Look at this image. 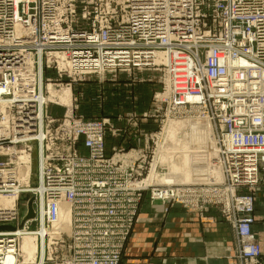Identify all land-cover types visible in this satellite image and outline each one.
<instances>
[{
  "label": "built area",
  "instance_id": "1",
  "mask_svg": "<svg viewBox=\"0 0 264 264\" xmlns=\"http://www.w3.org/2000/svg\"><path fill=\"white\" fill-rule=\"evenodd\" d=\"M210 16L215 29L202 28ZM133 68L164 71L165 96L158 101L207 119L223 185L264 183V0H0V264H120L146 196L194 204L191 184L151 178L167 170L156 164L158 149L172 147V137L159 144L166 124L155 133L154 149L115 145L108 155L107 135L126 132L114 118L84 119L77 103L63 116L49 113L54 104L66 106L50 98L61 80L49 78V70L78 82ZM193 108L199 116L190 114ZM116 118L128 124L132 115ZM25 168L34 173L29 181L19 174ZM24 193L32 197L23 213ZM224 193L237 215L240 254L259 257L254 194ZM9 196L13 205L2 204ZM213 198L221 199L220 192ZM31 199L34 217L25 220ZM64 206L70 231L46 233L45 248L24 256L21 229L35 231L28 225L35 221L37 228L54 226Z\"/></svg>",
  "mask_w": 264,
  "mask_h": 264
},
{
  "label": "rangeland",
  "instance_id": "2",
  "mask_svg": "<svg viewBox=\"0 0 264 264\" xmlns=\"http://www.w3.org/2000/svg\"><path fill=\"white\" fill-rule=\"evenodd\" d=\"M214 15V14H213ZM217 22L213 21V17L210 16L209 20L206 22V24L202 27V28H206L207 25H210L213 29H215ZM120 74H128L130 81L132 82V79L135 80L137 79V82H141V83H148V84H152L153 86L150 87H146L148 88L150 91L153 92V96H151L152 98L149 101V104L151 105V107H149V104L143 106L140 110H130V109H123L121 110L120 108H114L115 105H118V101H120V98H118L117 96H113L111 94H108V90L106 91L105 87L101 88V86H105L104 84H106V87H112V85L108 84L107 82H109L107 79L109 78H117L118 76H120ZM47 76H49V78H55L58 80H61V82L59 83L60 87H65V89L63 91H58L60 89V87L57 88V86L55 87L56 89H54L51 86V94L52 96H59L61 102H63V104H65L66 106H60V105H52L49 108V113L54 116H63L65 114V112L69 109L67 106H70L72 103L73 104H78V109L76 110V115H79L81 117H84V119H91V118H95V119H101L104 117H109L112 118L114 117L116 114L119 115V113H123L124 112L127 115H132V120L130 121V123H128L130 125V128L135 127L136 125H143V124H149V128L153 129V130H143V137L144 139L141 140L143 141V147H149V149H154L155 147V141H156V134H159L161 132V128L163 129L164 124L166 122L167 116H170L172 118L176 117V121L177 124L175 126V130L172 134H170V136H167L168 130H166L164 133L162 132V134L160 135V139L161 141L159 142V144H161L162 146H166L167 144H169L171 142V137L173 138V141L170 143V145L172 147H165L162 151V147H160L157 151V153H159L161 158H158L156 160V164L157 161H160L159 163L161 164V166L166 165L167 166V170L166 171H162L161 168L156 169V171H159L157 174L152 173L151 175H153V177H157V179L166 177V176H171V171L173 170V164L175 163L177 157L180 155L183 158L185 157V164L187 166H190V170L192 171L191 173H194L190 179V181L187 182V185L190 186V184L194 187L195 191L192 192L191 196L192 199L195 201L194 204H192V206L190 207H184L180 204H175L173 203L172 205H165L166 207H171L174 205H180L184 208H186L187 210H191V211H199L200 213L203 212H207L209 211L211 208H217L221 215L223 216L225 221H228L231 226L234 228V230L236 231L237 234V238H238V232H237V215L228 208L226 202H227V198L225 197V195L227 193H224V191H234L236 197H243V196H248L249 194L253 193L255 196V200H254V207L256 204V196L258 191L262 188V186H264V183H261L259 186L257 187H243V186H234V188H229V184L226 183L225 185H223V181L226 180L225 177L222 176V172L220 174L221 177H216L214 170H218V167L216 166V162L212 161L215 160V149L216 147L213 148H208L209 145L211 144H215L214 141V134L213 135H209L208 134V125H206L204 122V120L207 119H199L196 117H192L189 118L188 115L183 114L184 110H182V108H176L171 109L168 106V101L162 102V101H158L157 99V95L158 94H162L165 90V85H166V81H165V74L164 71H160V70H145V69H138V68H133L131 71H114V73H93V74H87L83 76V80H80L78 82H73L72 79H70L69 77L62 76V77H57L58 75H56L55 72H52L51 70H49V72L47 73ZM126 77V76H125ZM124 77V78H125ZM122 78V77H121ZM119 80V79H118ZM127 80V79H126ZM71 82V85H68V83ZM128 82V80H127ZM126 82V83H127ZM50 83V82H49ZM68 87V88H66ZM58 89V90H57ZM72 93H71V91ZM82 92V94H81ZM67 95V98H66ZM107 95L109 97H107ZM163 95V94H162ZM165 95H163L164 97ZM72 97H73V101H72ZM66 99V100H65ZM82 103V104H81ZM148 103V102H147ZM120 104V103H119ZM148 108V109H147ZM171 110H170V109ZM146 109V110H143ZM114 111L113 114H110V116H106L109 115L110 112ZM143 111V112H142ZM197 110L193 108V110L190 112V114L192 116H199L200 114L198 112H196ZM117 115L114 117L116 118ZM129 118V117H128ZM180 121V122H179ZM116 123V122H115ZM156 125V129L155 126ZM133 126V127H132ZM207 126V129L205 130ZM212 128V126H211ZM134 129V128H133ZM146 129V128H145ZM213 130V128H212ZM160 131V132H159ZM127 132V131H126ZM126 132H120L119 135H114L112 133H109L106 137V143L107 146L108 144L114 143L111 142V140H118V144H116V146H120L123 143H127V149H129L128 147L131 146L132 143H135L133 140L131 141L132 138V134H127ZM125 134H127L128 136H126ZM164 136L167 137V140L164 141ZM140 139V137H138ZM126 139V140H124ZM110 140V142H108ZM121 140V142H120ZM214 141V142H213ZM134 144L131 146L133 147ZM188 146V148H187ZM156 153V154H157ZM107 154H108V150H107ZM109 155V154H108ZM112 155V153H111ZM152 156V153H150V158ZM29 160H30V164L34 165L33 171L34 173L37 172V165H35V160L33 158V155L30 154L29 155ZM190 161L189 164H187ZM2 165H7V164H2ZM210 165V169L209 166ZM218 165V164H217ZM7 167V166H6ZM5 167V168H6ZM200 167L202 168V170L206 169L207 172L205 179L201 178V179H197L196 174L197 171L200 169ZM23 171H25L23 173V175L27 176V174H31V179L34 177V173L32 171H27V168H25ZM7 174V173H6ZM10 175V174H9ZM182 171L179 172V176H182ZM21 176V175H20ZM213 178V179H212ZM30 179V180H31ZM209 179V182L207 183V180ZM212 179V180H211ZM28 181V180H26ZM163 182V181H162ZM222 184V185H220ZM203 189H205L206 193H201L200 190L203 191ZM218 192H220V198H213V197H218ZM188 196H190V190L188 191ZM200 196H204L203 201H199L197 202V198ZM32 197V195L30 193H24L21 195L20 200L18 202V207H20V209H22V212L24 213V211L26 210V202ZM149 197V196H148ZM150 198V197H149ZM191 199V200H192ZM156 202H161L159 200H156ZM7 205H11V204H7ZM13 205V203H12ZM239 215H243V217L245 216V213L242 212V214ZM254 219H255V209H254ZM138 220V218H137ZM137 222V221H136ZM255 222V221H254ZM136 224V223H135ZM254 224V223H253ZM29 228L31 230H37V222H29L28 223ZM135 226V225H134ZM253 228V226H252ZM22 230V229H21ZM134 230V229H133ZM133 230H132V234H133ZM28 235L30 236V234H28V231L26 232H21L22 238H21V251L23 253H25L24 251H27L29 249V246L31 244V239H33V237L28 240L25 241L24 240V236L23 235ZM253 234L255 235V233L253 232ZM132 236V235H131ZM130 236V238H131ZM129 238V239H130ZM129 239L126 241V245L129 241ZM256 239V237H255ZM33 241L36 242L35 239H33ZM256 242L258 243V245L261 248V245L259 244L258 240L256 239ZM38 244L40 245V242H38ZM125 245V247H126ZM125 250V249H124ZM123 250V253H124ZM240 250L241 247L239 246V252L238 255L245 261V263H250L255 261L256 264H258V258L257 257L255 259H246L244 256H242L240 254ZM262 252V250H261ZM38 256V254H37ZM123 256V254H122ZM122 260V258H121ZM121 263V261H120Z\"/></svg>",
  "mask_w": 264,
  "mask_h": 264
},
{
  "label": "crops",
  "instance_id": "3",
  "mask_svg": "<svg viewBox=\"0 0 264 264\" xmlns=\"http://www.w3.org/2000/svg\"><path fill=\"white\" fill-rule=\"evenodd\" d=\"M129 77L128 74H120L117 78H109L107 83L112 87L107 88L104 84L105 86L101 88L105 87L108 94L120 98L114 108L141 111L153 96V92L146 87L153 85L137 82V79L129 82ZM113 113L114 111L106 116ZM119 114L126 115L125 112ZM114 121L118 127L125 128L127 134H132L131 141L135 143L131 146L134 144V148L144 146L141 141L144 139L143 130H153L149 128V124H143L134 131L124 120L114 118ZM153 125L156 129V125ZM127 134L125 135L128 136ZM117 141L111 140L114 143L108 144L109 155L118 144ZM126 141L123 146H127ZM256 197L255 222L252 229L262 250L258 264H264V186ZM238 252L239 241L236 231L224 220L217 208L200 213L187 210L180 205L166 207L162 202H153L146 196L120 264H247Z\"/></svg>",
  "mask_w": 264,
  "mask_h": 264
},
{
  "label": "bare ground",
  "instance_id": "4",
  "mask_svg": "<svg viewBox=\"0 0 264 264\" xmlns=\"http://www.w3.org/2000/svg\"><path fill=\"white\" fill-rule=\"evenodd\" d=\"M170 2V0H168V3ZM22 31L19 29L18 30V33H21ZM165 54H161V56H164ZM107 73V72H105ZM25 88H29V85L26 84V85H23ZM68 88V87H66ZM211 88H213V85H211ZM65 89V87H62L60 91H63ZM69 89V88H68ZM71 91V90H70ZM72 93V91H71ZM50 98L51 99H59V96H52V94L50 95ZM66 98H67V95H66ZM73 99V97H72ZM66 100V99H65ZM61 101V100H60ZM63 103V102H62ZM82 104V103H81ZM71 106V105H70ZM205 123V122H204ZM166 124V128L168 130V133L167 135L169 136L170 134H172L175 130V126L177 124V122L175 121H172L170 122L169 120H167L165 122ZM206 125H208V134H212V128H211V125L209 124V122L205 123ZM207 129V126L205 128V130ZM167 139L166 136H164V141ZM141 148H144V147H141ZM33 155V158L35 160V165H38L39 166V160H38V156H36V154L34 152L31 153ZM159 158H161L159 156ZM122 159H126V157H123L122 156ZM190 161L187 163L189 164ZM155 167V165H154ZM182 171V176H179V172ZM25 171H22L20 170L19 171V174L21 176H23L24 180H30L31 179V174H27V176L23 175ZM192 171L190 170V166H187L185 164V157L183 158L182 156H178L175 163L173 164V170L171 171V176H166L164 178H160L159 180L165 182V181H171L173 180L174 182H188L190 181V179L192 180L191 176L194 174V173H191ZM207 170L204 169L202 170V168L200 167V169L197 171V174H196V177L197 179H205L206 177V173ZM221 172V169L218 168V170H214V173L216 175V177H220V173ZM153 175H151L152 177ZM213 179V178H212ZM211 179V180H212ZM34 181V180H32ZM209 182V179L207 180V183ZM2 204H11L14 203L13 202V197H3L2 200H1ZM71 217H70V213H69V210H68V207L64 206L62 207V212H61V215H60V218L59 220L57 221V223L54 225V226H46V225H43V226H40V228H38V230H35V231H29L27 229H22L20 231L21 232H26L28 231V234H30V236L28 235H23L24 236V240L25 241H28L30 239V237L33 239L36 240L33 241V239H31V244L29 246V249L27 251H24L25 253H22L24 254V256L28 257L29 259L30 258H34L38 249L40 248V245H42V248L44 249L45 248V236H46V233H56L58 231H61V232H69L70 231V225H71ZM38 242H40V245L38 244Z\"/></svg>",
  "mask_w": 264,
  "mask_h": 264
},
{
  "label": "water",
  "instance_id": "5",
  "mask_svg": "<svg viewBox=\"0 0 264 264\" xmlns=\"http://www.w3.org/2000/svg\"><path fill=\"white\" fill-rule=\"evenodd\" d=\"M32 217H34L33 199H31L29 202V212H28L27 216L25 217V220L32 218ZM1 228H6V227H1Z\"/></svg>",
  "mask_w": 264,
  "mask_h": 264
}]
</instances>
